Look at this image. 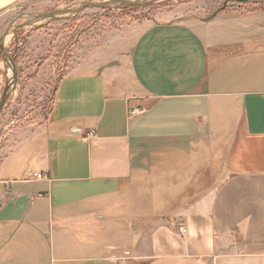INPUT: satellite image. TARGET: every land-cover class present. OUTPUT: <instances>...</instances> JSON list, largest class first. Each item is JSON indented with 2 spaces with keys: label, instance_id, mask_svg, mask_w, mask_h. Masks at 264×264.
<instances>
[{
  "label": "crops",
  "instance_id": "obj_1",
  "mask_svg": "<svg viewBox=\"0 0 264 264\" xmlns=\"http://www.w3.org/2000/svg\"><path fill=\"white\" fill-rule=\"evenodd\" d=\"M33 1L54 4L0 13ZM262 2L138 22L105 63L79 59L0 150V264H264Z\"/></svg>",
  "mask_w": 264,
  "mask_h": 264
},
{
  "label": "rangeland",
  "instance_id": "obj_2",
  "mask_svg": "<svg viewBox=\"0 0 264 264\" xmlns=\"http://www.w3.org/2000/svg\"><path fill=\"white\" fill-rule=\"evenodd\" d=\"M60 1L54 0L53 3L58 4L49 7L37 1L25 2L0 13V40L10 28L5 42L0 41V150L17 145L46 120L60 79L72 70L79 59L82 62L105 63L108 47L120 46L124 40L131 45L134 24L169 20L176 14L195 9L207 11L209 16L211 6L221 8L238 2L146 0L136 7H93L84 8L77 14L43 19L35 17L52 10L78 8L97 0H83L73 5L59 4ZM248 4V9L259 6L252 2ZM57 127L60 128L61 124ZM150 181L148 177L139 182L144 210H150L147 200L151 202L156 193L150 188ZM127 206L129 208L131 204L128 202Z\"/></svg>",
  "mask_w": 264,
  "mask_h": 264
},
{
  "label": "water",
  "instance_id": "obj_3",
  "mask_svg": "<svg viewBox=\"0 0 264 264\" xmlns=\"http://www.w3.org/2000/svg\"><path fill=\"white\" fill-rule=\"evenodd\" d=\"M146 0H103V1H89L86 2L85 4H83L82 6L78 7V8H66V9H57V10H52L50 12H46V13H41V14H37L35 15L36 18H53V17H57V16H61L63 14H77L78 12H80L81 10H83L84 8H102V9H118V8H129L132 6H136V5H140L142 3H144ZM241 3L243 2H247L249 0H238ZM10 34V28L4 33L3 37L1 38L0 41H2L3 43L5 42L6 38L9 36Z\"/></svg>",
  "mask_w": 264,
  "mask_h": 264
},
{
  "label": "built area",
  "instance_id": "obj_4",
  "mask_svg": "<svg viewBox=\"0 0 264 264\" xmlns=\"http://www.w3.org/2000/svg\"><path fill=\"white\" fill-rule=\"evenodd\" d=\"M141 112H142V110H133L132 111L133 114H138V113H141ZM33 177L36 180H45V179L48 178L47 175L44 174L43 172H35V173H33ZM39 196L42 197L43 194H40Z\"/></svg>",
  "mask_w": 264,
  "mask_h": 264
},
{
  "label": "trees",
  "instance_id": "obj_5",
  "mask_svg": "<svg viewBox=\"0 0 264 264\" xmlns=\"http://www.w3.org/2000/svg\"><path fill=\"white\" fill-rule=\"evenodd\" d=\"M132 7H136V6H132ZM261 7H262L261 9H264V3L263 2L261 3Z\"/></svg>",
  "mask_w": 264,
  "mask_h": 264
}]
</instances>
